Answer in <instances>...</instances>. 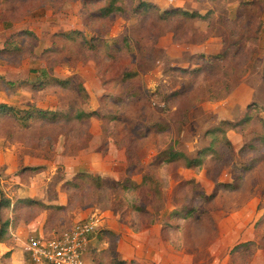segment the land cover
<instances>
[{"label":"rangeland","instance_id":"1","mask_svg":"<svg viewBox=\"0 0 264 264\" xmlns=\"http://www.w3.org/2000/svg\"><path fill=\"white\" fill-rule=\"evenodd\" d=\"M139 1L153 7L136 10ZM107 2L0 0V103L16 114L0 115V190L10 201L0 256L9 251L15 264L21 240L93 218L84 264H141L133 241L156 224L173 253L154 264H264V144L243 150L264 135V0H125L122 14L97 16ZM171 8L201 17H161ZM42 70L81 82L88 98L36 88ZM81 109L99 116L72 119ZM27 110L64 116L18 119ZM246 113L248 122L208 136ZM215 135L217 153L199 169L157 159L169 147L193 156ZM219 183L236 189L208 201ZM188 208L191 219L174 228L168 213Z\"/></svg>","mask_w":264,"mask_h":264},{"label":"trees","instance_id":"2","mask_svg":"<svg viewBox=\"0 0 264 264\" xmlns=\"http://www.w3.org/2000/svg\"><path fill=\"white\" fill-rule=\"evenodd\" d=\"M108 4L105 6H102L100 8H98L95 13L97 16L99 17H103V16H108L111 14H122L125 6H124V2L125 0H107ZM153 5L149 2H144V1H139L136 6H134V9L138 10V9H143V10H149L150 8H152ZM176 13L181 14L183 17H192V18H196V17H201L200 14H198L197 12L193 13V12H188L187 10L184 9H179V8H171V9H166L164 10L160 15L161 17H167L168 15H174ZM203 17V16H202ZM75 33H80L77 32L75 30L67 32L64 34V36L72 38V36ZM40 79L38 81V83L36 84V88H41V87H45L49 84H54L57 85L61 88H67V87H72L74 88L78 93H82L83 96H85V98H88V93L84 87V85L81 82H77L75 85L72 83V79L68 78V79H62V78H57V77H52L51 79H48L47 77V71L46 70H42L40 72ZM4 79V78H3ZM6 82V84L10 87H14V82L10 81V80H4ZM27 84V83H26ZM32 88H35V86H31ZM37 112H31V110H27L25 112L24 115L22 116H17L18 119H24V118H32V117H36V118H42V119H49L51 121H56L57 119H60L61 117L64 116V114H62L61 112H54V111H48V110H36ZM0 115H12L15 116V109L5 103H0ZM99 113L96 110H92V111H84V110H77L73 116L71 117L72 119H76V120H82V119H89L90 117H98ZM250 120V116L248 113H246L242 119H240L238 122H232L229 120H221L218 124V126H216V128L209 130L208 131V136L212 133L217 131V134L219 132H223L225 130H222V127L226 126V128H234L237 125H243L244 123L248 122ZM155 126H157V124H154ZM159 128L162 129V126H160ZM212 135V134H211ZM251 142H249L248 144H246V146L244 147L243 150H249V151H253L252 149H248V146H251L252 144L256 145V144H264V135H260L258 136L255 140L251 139ZM258 141V142H257ZM221 141L218 138L217 135L211 137V140L209 142V144L207 146L202 147L201 149H199L195 155L193 156H189L186 153L179 151V150H175L172 149L171 147L166 148L164 150H161L158 154H157V159H159L160 163H167V164H175V163H179L181 165H183L185 168L187 169H191V168H196L199 169L202 165L203 162L205 161V159L208 156H213L217 153V148L216 145H220ZM253 147V146H251ZM84 177L87 178H94L97 182L98 185H102L103 180L99 177V175L97 176H93V174H88V173H83L82 174ZM79 176H81V174H79ZM76 176V179L77 180ZM127 179V178H126ZM128 180H123L120 182H117L116 185H118L121 189L123 190H127L129 189V186L125 184V182ZM143 182V181H142ZM141 182V183H142ZM139 183V185L141 184ZM138 185V186H139ZM137 184H133L131 187H136ZM137 186V187H138ZM226 189H230V190H235L236 189V185H233L231 183H219L217 184L213 191L210 194H205L207 195V199H209L208 201H210L211 199H213L217 192L219 190H226ZM37 201L32 200V199H21L18 201V204H23V205H33L36 204ZM10 204V201L8 198H4V196H2V191L0 190V242H2V237L3 235L7 232L8 227H9V220H4L2 218L1 215V208L2 207H7ZM42 204V203H41ZM44 205L45 208H48L47 205L42 204V206ZM52 207V206H51ZM133 211L138 212H146L145 208H141V207H137L135 205L132 206ZM203 213L200 214V216ZM170 215V216H169ZM192 216V210L190 208L188 209H184L181 212H177V211H172L170 213H168V218L174 217V218H178L179 219V223L175 222V226L176 227H180V223L182 221H186L191 219ZM261 220H264V214L260 217L259 222ZM169 227H171L170 225H168ZM163 227H166V224H164ZM172 228V227H171ZM107 231V230H106ZM251 241H245V242H241L236 244L235 246H233L231 253L232 252H237L243 249H246L249 245H250ZM252 245V244H251ZM253 248V247H252ZM10 257V253L5 252L4 254H2L0 256V263L1 264H7V261ZM125 261H121V264H125Z\"/></svg>","mask_w":264,"mask_h":264},{"label":"built area","instance_id":"3","mask_svg":"<svg viewBox=\"0 0 264 264\" xmlns=\"http://www.w3.org/2000/svg\"><path fill=\"white\" fill-rule=\"evenodd\" d=\"M174 3L177 0H164ZM181 1V0H180ZM97 229L93 218L78 220L60 230L21 240L15 264H84L83 253Z\"/></svg>","mask_w":264,"mask_h":264},{"label":"crops","instance_id":"4","mask_svg":"<svg viewBox=\"0 0 264 264\" xmlns=\"http://www.w3.org/2000/svg\"><path fill=\"white\" fill-rule=\"evenodd\" d=\"M96 171L94 172H99V170L97 168H95ZM111 168L109 167L107 169V174H111ZM151 227H156V229L152 228L155 233H148L147 232V228L146 232H141V233H145L144 237H140V240L137 239V241H133L134 246H132L133 251L137 252V256H138V261L141 264H154L157 262L156 258H161L163 257L164 253H173L171 250L168 251L165 248V243L159 238L158 236V231L160 232V228H158V224L156 225H151ZM132 235H134V232L132 233ZM161 235V234H160ZM126 240H128V237H125ZM121 240V238H119V241ZM140 254V255H139ZM21 256L20 251L17 252V255L15 256L14 259L19 258ZM175 264V263H173ZM254 264V263H253Z\"/></svg>","mask_w":264,"mask_h":264}]
</instances>
